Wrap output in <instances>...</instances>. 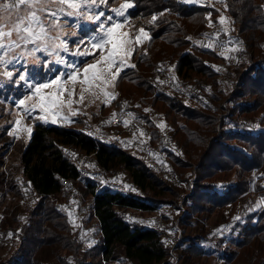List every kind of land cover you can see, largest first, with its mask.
Wrapping results in <instances>:
<instances>
[{"label":"trees","instance_id":"1","mask_svg":"<svg viewBox=\"0 0 264 264\" xmlns=\"http://www.w3.org/2000/svg\"><path fill=\"white\" fill-rule=\"evenodd\" d=\"M126 2L134 7L121 20L132 34L144 28L150 36L133 50L135 68H125L116 78L114 101L136 102L135 114L150 124L154 138L158 128L149 110L163 115L177 141L168 149L169 164L185 186L169 184L117 142L93 138L91 128L37 123L18 154L20 175L0 172L1 193L20 183L35 196L34 205L20 212L19 222L2 229L0 264H161L168 256L161 231L130 211L152 212L173 197L181 201L186 218L216 215L212 227L221 264H264V0H222L231 20L229 33L240 46L237 59L227 64L220 47L202 44L205 36L213 37L208 15L217 23L216 6L105 0L103 10L111 13L109 8ZM156 69L165 75L173 70L178 81L193 79L197 86L167 89L156 79ZM68 148L94 153L105 180H85L100 229L89 247L84 221L75 225V214L64 206L65 181L81 179ZM121 171L128 172L138 193L114 188L111 177ZM8 243L14 245L9 254ZM187 248L193 256L208 251L195 242Z\"/></svg>","mask_w":264,"mask_h":264},{"label":"rangeland","instance_id":"2","mask_svg":"<svg viewBox=\"0 0 264 264\" xmlns=\"http://www.w3.org/2000/svg\"><path fill=\"white\" fill-rule=\"evenodd\" d=\"M190 3H206L210 6H216L220 10V15L225 16L227 19L224 24L214 23L209 17L211 31H217L216 36L209 37L210 40L207 43H204V46L212 45V47L219 49L223 56L228 60L223 64L228 62H233L237 59V53L240 49V46L237 44L236 40L229 33L230 30V17L225 9V5L222 0H184ZM6 0H0V4L5 3ZM122 5V4H121ZM121 5H118L116 8H119ZM126 11V10H125ZM5 13L0 12V15ZM96 15V11L91 13H85V15ZM112 15L117 22L122 23V28L120 32L129 33V39L133 42L129 45L133 50L136 45L139 43L135 42V36L139 34H132L130 29L125 25V20H121V17L117 16L116 13H106ZM58 23L67 25L62 28L64 34L67 35L63 37L65 42L68 45L70 51H74L79 48L81 51L87 49L89 51H94L90 47V43H83V40L87 39L90 35L95 33L84 34L85 29H89L92 32L96 29V25L92 22H88L84 19L78 20V22H71L70 20H61ZM93 27V28H91ZM7 30V29H5ZM146 31V30H145ZM147 32V31H146ZM225 34L226 40H222L219 37L221 34ZM150 36V35H149ZM219 38V39H218ZM148 39V38H146ZM145 39V40H146ZM80 40L81 43L78 44L77 41ZM144 40V41H145ZM143 41V42H144ZM54 43H60L59 40H54ZM110 48V46H108ZM236 49V50H230ZM61 56H65L69 61L76 62L79 61V67L81 72L83 67L87 64L94 63L96 60L102 58V54L99 51L95 52V56L88 57H72L68 56L67 53L62 51L59 52ZM107 55V51L103 53ZM55 59V53L49 48L48 54L37 53L36 56L28 57L25 63L17 65L15 68H6L3 64H0V73H3L6 70L16 72L19 69L20 73L26 74L30 77L31 83L37 82H49L53 79L59 71L63 70L65 72L71 71L70 68H66L60 65H51L57 69L56 72L48 71L47 62ZM129 65H133L132 54L126 58ZM221 64V69L225 68V65ZM101 67H107L106 64H102ZM172 69V67L170 68ZM169 69V70H170ZM115 67L113 71H115ZM161 69H156L154 75L159 83L167 89H173L176 87L182 88L187 84L193 83L192 87H196L197 84L194 83L193 79H184L178 81L173 70H170L168 75H165ZM158 72H161V75H158ZM15 78V77H14ZM109 79V84L107 86L99 84L89 89L88 85L82 83L83 77L80 76L78 82L75 85L74 95L71 97L73 101L79 100L81 89H88L84 91V99L82 103L73 102L71 104V109L67 107V103L63 111L57 116V123L53 124L51 122L44 123L40 119H34L33 117H39L44 115L40 112L39 109H36L31 115L26 111V108L31 107L38 103L37 97H32V99L26 101L25 106H18L17 102L19 99L24 98L25 96H32V91H30L24 82L19 84H14L9 82L7 78H2L3 86L0 87V172L10 170V172H15V175H20V162H19V152L21 151L24 143L29 141L30 137L27 131V128H31L32 132L35 129L37 123H43L47 125H58L64 124L68 127H76L79 129H85L86 131L93 130L100 122H102L105 117L117 116L121 114L123 108L130 111L129 117L125 118L127 124L124 123L123 134L121 140H116L114 135L110 132H104L100 139L107 142H117L123 148H125L130 154L135 157L140 158L147 165L154 168L160 176L173 185L176 188L184 187L185 184L178 180L175 171L172 169L169 164V155L168 149H173L176 144V138L171 137L173 134V127L165 120L162 114L158 111L149 110V114L153 120V124L158 128V137L154 138V130L146 121L141 120L135 114L136 102L133 100H125L117 103L114 101L118 95V91L115 87V81ZM94 85L96 82H93ZM66 88L72 89L73 85L70 80L64 85ZM56 87L54 86L51 89L43 90V93L55 91ZM105 92L112 95L106 96ZM189 93L185 95L188 97ZM200 101H204L205 97L200 94ZM65 101L69 99L67 94L64 96ZM188 99V98H187ZM78 114L71 118V122L61 119V116L70 115V111H77ZM53 113H48L49 121L53 117ZM125 117V116H123ZM21 121L19 128L15 125V121ZM14 133V135H9V133ZM31 132V134H32ZM154 138V139H153ZM66 153L75 161L78 170L81 172V179L72 182V189L75 192V208H68V198L64 201V206L67 211H70L74 215V224L86 225L87 229H84L83 234L86 239V245L89 247L93 245L100 236V229L98 221L94 216L93 210L91 209L92 195L90 191L85 193L86 183L85 180L90 178L96 180V182H104L98 172L96 163H95V154L80 152L77 150H71V148L66 149ZM264 172V167H263ZM111 184L114 188L123 191H129L133 193H138V189L134 186L132 179L130 178L128 172L121 171L118 174H114L111 177ZM68 196L69 190L65 189ZM34 195L29 192L28 187L22 186L20 183L17 185L16 189H9L0 192V252L3 251V242L2 238L4 232L2 229L4 226L11 225L15 226L21 217L22 210L24 208L34 205ZM67 200V201H66ZM259 205L262 203L261 199H258ZM181 201L178 197H173L169 202H163L159 204V208L152 212H140V211H130L131 214L137 216L141 222L151 225L158 228L161 231L162 239L167 247L168 256L165 259V262L161 264H221L220 252L214 246V237L217 236L216 231L213 230V225L217 221L216 215H209L205 218H186L182 213ZM230 208L226 210V214H229ZM235 213V212H234ZM239 213L236 211L235 215ZM234 217V215H233ZM198 243L202 247H207V252H203L201 255H191L189 253L188 247L189 244ZM14 245L12 243L7 244L8 254ZM102 264H121L120 262H109L104 260Z\"/></svg>","mask_w":264,"mask_h":264},{"label":"snow or ice","instance_id":"3","mask_svg":"<svg viewBox=\"0 0 264 264\" xmlns=\"http://www.w3.org/2000/svg\"><path fill=\"white\" fill-rule=\"evenodd\" d=\"M105 0H6L5 3L0 4V12L5 13L0 15V64L6 68H15L27 61L28 57H35L37 53L48 54L49 48L55 53V59L47 62L48 71L56 72L57 69L51 65H60L70 68L71 71H59L58 74L49 82L31 83L30 77L26 74L20 73L19 69L16 72L6 70L0 73V81L2 78H7L9 82L19 84L25 83V86L32 91V96H25L19 99L18 106H25L26 101L32 97L38 98V103L26 108V111L31 115L36 109L44 115L33 117L40 119L44 123H57V116L63 111L65 104L69 110L73 102L82 103L84 99V91L88 89H81L79 100L73 101L71 97L75 92V85L80 76L83 77L82 83L89 86V89L103 84H109V77L114 82L120 76L121 71L125 68H135V65L127 63V57L133 54V49L129 45L133 42L129 39V33L120 32L122 23L117 22L115 18L105 13L103 6ZM134 7L133 3L126 2L119 8H109V12L116 13L119 17H125V10ZM96 11V15H85ZM84 19L96 25L95 34L90 35L83 43H90V47L94 51L87 49L81 51L77 48L70 51L67 43L63 39L67 35L62 32V28L67 26L58 23L61 20H70L71 22H78ZM157 17L154 15L152 21H156ZM226 17L221 15L218 23L224 24ZM7 29V30H5ZM149 38V33L144 28L139 29V34L135 36V42L142 44L143 41ZM54 40H59L60 43H54ZM81 43L80 40L77 41ZM110 46V48H108ZM209 48L212 45H208ZM236 50V49H230ZM67 53L72 57H88L95 56V52L99 51L102 54L100 60L94 63L87 64L81 69L79 61H69L65 56H61L59 52ZM107 51V55L103 53ZM106 64L107 67H101ZM115 67V71L113 68ZM15 77V78H14ZM72 82V89L66 88L64 85L67 81ZM93 82H96L94 85ZM3 83L0 82V87ZM56 87L55 91L43 93L45 89ZM65 94L69 97L67 102L64 99ZM106 96L112 95L105 92ZM48 113H53L52 119L49 121ZM78 114L77 111H70V115L61 116L60 118L71 122V118ZM21 121H15V125L19 128ZM127 124V121L124 122ZM29 136H31L32 129L27 128ZM14 135V133H9ZM236 219H240L237 217ZM11 235V234H9Z\"/></svg>","mask_w":264,"mask_h":264},{"label":"built area","instance_id":"4","mask_svg":"<svg viewBox=\"0 0 264 264\" xmlns=\"http://www.w3.org/2000/svg\"><path fill=\"white\" fill-rule=\"evenodd\" d=\"M217 31L212 30L211 31V35L216 36ZM208 37L205 36L203 38V42L207 43L208 41ZM158 75H161V72H158ZM130 114V111H128V109L123 108V110H121V114L117 115V116H111V117H105V119L100 122L91 132V135L93 138H100V136L104 133V132H110L114 135L116 140H121L122 134H123V126L124 122L126 121L125 118H128ZM125 116V117H123ZM85 130V129H84ZM65 188L67 190H69L68 192V208L69 209H74L76 206L75 202V192L72 189V181L71 180H67L65 181ZM95 216V215H94ZM96 217V216H95ZM97 219V217H96ZM98 221V219H97ZM99 225V223H98Z\"/></svg>","mask_w":264,"mask_h":264}]
</instances>
